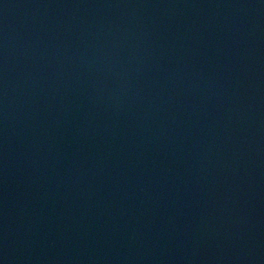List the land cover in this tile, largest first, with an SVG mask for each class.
Segmentation results:
<instances>
[{
    "label": "water",
    "instance_id": "1",
    "mask_svg": "<svg viewBox=\"0 0 264 264\" xmlns=\"http://www.w3.org/2000/svg\"><path fill=\"white\" fill-rule=\"evenodd\" d=\"M0 264H264V0H0Z\"/></svg>",
    "mask_w": 264,
    "mask_h": 264
}]
</instances>
